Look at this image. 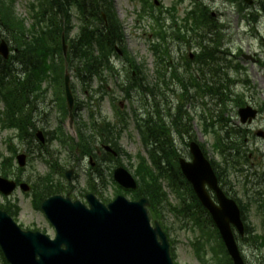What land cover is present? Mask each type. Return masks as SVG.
I'll list each match as a JSON object with an SVG mask.
<instances>
[{
	"label": "rangeland",
	"instance_id": "obj_1",
	"mask_svg": "<svg viewBox=\"0 0 264 264\" xmlns=\"http://www.w3.org/2000/svg\"><path fill=\"white\" fill-rule=\"evenodd\" d=\"M15 1L16 11L26 19L29 26L33 18L30 16L31 12L28 3L33 0ZM113 1L125 35L123 43H118L117 45L121 44L127 48L136 61L145 66L144 69L151 77L150 81H153L156 74L154 69L160 66V61L158 63L156 57L150 52V40H152L153 25H155L150 12L155 14L157 9L155 6L153 9L149 7L148 12H144L142 9L143 0ZM161 1L167 8L175 0ZM204 1L213 6L214 11L222 12L220 21L226 26L224 32L229 39L222 46V51L228 52L217 66L221 69V75L209 73L205 76L204 73H200L199 81L204 84L202 88L199 89L191 85L186 91L178 83L177 79L170 76L167 87L162 84L158 87V104L156 105L151 95L146 97L140 90H129L130 73L132 71H130L125 60L121 57L114 56L112 58L113 65L118 72L115 74L106 73V81L95 79L90 86V94L84 92L83 81L77 78L75 71H71L72 84L76 85V97L83 103L80 111L81 118L77 120V123L79 124L84 119L88 134L94 136H96V132L90 128L92 121L101 125L105 124L107 120L114 127L115 133L123 132L120 136L117 134L114 137L117 139L116 141L121 149L125 151V155H122L121 159H117V161L108 162L104 164L105 166L100 167V170L104 172L107 178V187H105V182H103L101 177L99 179L96 178L95 175H98L97 170L91 166L88 158L82 159L75 156L74 152L72 153L69 148L63 147L57 142L46 143L45 148H41L36 137L32 142L22 140L18 138L15 131L2 128L0 122V153L4 157L10 156L13 159L15 153L9 150L8 147V144L11 143V146L18 151V154L25 153L28 156L27 165L21 168L22 170H19L20 168L15 159V168L7 169L8 176L6 177L14 180L20 179L22 183L29 184L32 187L31 190L24 192L18 188L11 196L7 197L8 200L0 193V204L7 205L9 201L10 203H15L16 201L19 203L21 211L17 217V222L23 229L27 230L30 227V230H33V227H36L42 232L45 230V233L51 237L54 236V229L44 213L34 207V196L32 195L34 193V190L32 191L34 185L36 183L39 185L40 178L51 172L50 164H48L49 160L52 159L57 162V164L54 162L57 165V169H62L64 172L68 169L75 170L71 181L64 177V172L63 175L54 173V183L61 184L62 189H65L63 190L64 192L62 191L59 194L66 196L70 189L71 197L85 200L82 193L86 194L85 191L89 187L88 182L93 175L95 178L93 185L96 189L102 192L106 198H113L116 189L115 185L110 183L111 176L109 171H114L119 166V162H121L123 167L126 166L130 172L135 173L138 160L134 155L138 152L147 154L141 134L137 128L138 122L142 121L139 117H147L149 111L156 114L157 120L163 121L172 129L170 130V138L174 140V148H176L178 153L181 152L186 159H191L189 143L197 141L203 145L204 150L208 154L207 156L213 159L216 165L222 163L223 166H226V162L221 161L220 150L216 144L218 135H221L223 139L226 137V133L224 134L226 128L223 125L228 122L226 126L234 129V131L237 129L245 136V145L242 149L249 154V158L241 166L237 167L240 170L236 168L228 169L224 172L227 190L231 197L238 199L242 206L245 207L246 222L254 230L252 234H247L243 238L238 236L239 246L247 264H264V245H262L261 241H254L253 239L256 234L264 235V138L257 134L264 131V15L260 5L246 9V15L249 14V17H247L239 10L237 11L236 5L227 3L225 0ZM262 1L264 2V0H259L258 3H262ZM148 2L149 5L154 4L153 0H148ZM182 9L184 8L180 7L179 15L184 16L185 11ZM77 14L78 12L75 8L72 11V36L79 34L81 21L78 19ZM250 14H254L255 20H253L252 16L250 17ZM166 31L170 33L168 26ZM10 43L12 42L10 41ZM166 47H168L167 50L169 51L171 49V56L176 61L183 56L184 52L186 55L197 52V48L192 47L189 49L183 43L181 44L177 41L174 44H168ZM160 54L162 55L161 51ZM162 56L164 57V55ZM182 65L185 64L182 63ZM195 66H197V63L191 65L190 68L193 69ZM16 67L18 68V66ZM224 78L228 79V88L224 89L222 95L212 94L210 88L207 87L208 84H212V87H225V85H218L219 82L225 83ZM48 79L44 81L46 86L44 82L42 84V88L46 89L45 92L47 91V93L40 100L45 97L46 99L37 103L38 111L34 113V117L32 116V121L34 120L32 124L37 125L39 129L47 128L52 130L60 122L61 116L58 111L59 107L52 103L57 89L54 90L53 87L47 88ZM100 88H102V91L95 93ZM124 88L130 91V96ZM103 92L108 94L104 96L102 95ZM90 95H94V97L91 99ZM246 105L252 106L260 112L251 126H244L240 123L238 111L239 108ZM115 107L119 111L118 114H116ZM0 110H5L1 100ZM178 112L181 113L182 123L186 124L189 130L188 134L184 133L182 136L173 129V121ZM92 115L96 120H92ZM102 135L97 138L100 147L105 143L103 141L100 142ZM74 136H76L75 133ZM233 154L234 157H231L230 161L238 164L237 156L235 153ZM101 158H104V154L101 155ZM146 165L149 168L154 167L152 161L146 162ZM162 182L163 187L169 194V202L179 207L180 200L168 189L167 179L162 178ZM100 195L97 194L102 199ZM158 215L164 219V222L171 230V238L176 243L174 254L179 264H211L208 262L209 259L213 261V258L211 259L212 251L210 246L216 244L214 239L212 242L207 241L205 246L197 245V247H201L203 256L206 250L207 257L202 262L197 258L196 250L192 243L202 237L203 233L195 226L193 221L183 214L185 218L178 213L171 212L164 205H162ZM0 264H2L1 261Z\"/></svg>",
	"mask_w": 264,
	"mask_h": 264
},
{
	"label": "trees",
	"instance_id": "obj_2",
	"mask_svg": "<svg viewBox=\"0 0 264 264\" xmlns=\"http://www.w3.org/2000/svg\"><path fill=\"white\" fill-rule=\"evenodd\" d=\"M29 8L33 23L27 27L25 18L19 16L16 11L15 0H0V40L6 38L13 42V49L17 50V53L13 55V59L21 64L19 72L13 60L5 61L0 56V97L5 105V111L0 112V122L2 128L19 129L21 137L24 138H27L32 119L26 107L29 104L34 105L36 100L43 96L45 90H43L42 84L47 78H49L50 86L54 85V90L57 89L55 98L60 102L61 109L66 115L64 96L66 68L74 70L89 91L93 79L101 75L103 68L109 69V57L116 52V43H122L124 40L123 27L115 11L113 0H36L30 2ZM75 8L79 11L83 21L85 20L86 25L81 26L79 34L73 37L71 34L73 30L72 11ZM103 13L107 17V23L103 18ZM157 24L160 25L154 26V37L160 38V41L152 46L153 50L158 53L157 57L160 61V67L156 70V79L154 80L156 83H151V86H143V82L149 84L148 76L144 79H138L133 74L131 76L132 87L144 91L148 90V94L150 91L156 105L158 102L155 90L159 84L167 86L170 76L185 84L184 72L182 73V70L171 62V54L167 50L166 43L183 40L188 44L195 43L199 45L201 55L197 62L196 72H204L205 75L204 70L207 68L209 72L216 73L218 70L215 69V66L220 61V58L217 57L219 48L211 47L210 43L206 41L210 35L218 36L221 29L220 24L212 18L210 10L207 11V9L201 7L196 8L191 16L184 21V24L177 29H174L173 26L175 25H173L171 27L172 35L167 33L163 24L160 22ZM63 34L69 45L66 57L62 47ZM122 50L129 59V63L132 64V69L137 67L144 73L143 68H139V65L135 64L134 59L126 49L122 48ZM160 51L164 57L160 54ZM190 64L188 63L187 66ZM185 72L190 73L192 80L195 79L193 77L194 73L189 68ZM192 84L202 87L197 82H192ZM209 88L212 94H221L220 89ZM144 121L141 129L145 141L147 143L151 142L153 145L150 154L154 169L149 168L144 158L140 156V163L135 171V175L140 178L138 190L124 191L120 188L117 194L124 193L130 195L132 199L147 196L156 212L157 207L168 203L167 195L161 184V178H166L171 188L179 196H184L180 197L183 211L179 212L190 215L189 211H191V219L198 222L200 227L212 226L211 228H213L211 217L194 196L181 175L177 161L180 154L172 148L171 128L163 121L156 120L150 114ZM182 121V117L179 115H176L173 121L174 128L179 133L182 132L181 128L186 131V125ZM226 125L228 124L226 123ZM226 125L223 126L229 128ZM225 133L226 137L224 139L221 135H218L216 145L219 150L221 149L222 160L226 162V166L234 165L230 161V158L234 157L233 153H235L240 163L247 159L248 154L242 149L245 136L240 131H234L230 128ZM48 134L50 140H58L63 144H68L71 140L62 125L56 131ZM111 134L115 136L117 133H115L114 127L109 124V137L114 140ZM71 142L73 143V150L77 149L80 153L85 154L91 153L89 137L84 131H79L78 142H75L74 139ZM155 142L158 143V146L154 148ZM1 157L3 156L0 153V159ZM7 165L11 167L12 158H6L2 161L3 167H7ZM47 179L44 182V187L39 192V205L43 197L62 191L60 185L49 183V178ZM3 208L14 214L19 211L17 204L4 206ZM171 211H177V208L171 207ZM213 237H218L224 254L222 257L220 252L216 253L219 258L216 264H232L217 231L210 235V238ZM256 238L264 242V236L257 235ZM1 256L4 264H8L2 254Z\"/></svg>",
	"mask_w": 264,
	"mask_h": 264
},
{
	"label": "water",
	"instance_id": "obj_3",
	"mask_svg": "<svg viewBox=\"0 0 264 264\" xmlns=\"http://www.w3.org/2000/svg\"><path fill=\"white\" fill-rule=\"evenodd\" d=\"M253 4V0H246ZM64 43L65 53L67 46ZM0 54L8 58L10 48L6 41L0 43ZM69 110L74 107V96L70 88V75L65 76ZM241 122L251 123L258 111L250 106L240 109ZM71 117L72 114H71ZM264 136V134L260 133ZM45 142L42 133H38ZM193 161L180 159L181 168L193 184L203 203L215 219L228 246L234 264H245L240 256L231 223L244 233L241 214L236 202L229 199L218 185V178L199 145H190ZM21 166L26 156L18 157ZM72 171L67 173L71 176ZM115 179L124 187L135 189L137 182L124 167L115 170ZM206 185L217 194L220 205L209 195ZM16 187L14 182L0 177V189L10 194ZM27 190L26 185H22ZM90 207L70 198L53 196L43 201L42 207L57 230L51 240L41 233L25 232L5 212L0 210V245L11 264H173L169 242L158 223L151 226L145 205L149 201L137 202L118 196L108 206L93 195H87Z\"/></svg>",
	"mask_w": 264,
	"mask_h": 264
},
{
	"label": "flooded vegetation",
	"instance_id": "obj_4",
	"mask_svg": "<svg viewBox=\"0 0 264 264\" xmlns=\"http://www.w3.org/2000/svg\"><path fill=\"white\" fill-rule=\"evenodd\" d=\"M105 153H109V152H105ZM97 154L98 155H102L103 154V151L101 149H97Z\"/></svg>",
	"mask_w": 264,
	"mask_h": 264
},
{
	"label": "bare ground",
	"instance_id": "obj_5",
	"mask_svg": "<svg viewBox=\"0 0 264 264\" xmlns=\"http://www.w3.org/2000/svg\"><path fill=\"white\" fill-rule=\"evenodd\" d=\"M181 130L183 131V132H188L189 130L186 128V131L183 129V128H181Z\"/></svg>",
	"mask_w": 264,
	"mask_h": 264
}]
</instances>
